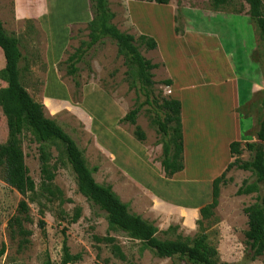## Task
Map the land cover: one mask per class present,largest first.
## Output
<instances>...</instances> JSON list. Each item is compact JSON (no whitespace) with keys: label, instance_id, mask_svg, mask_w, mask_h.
<instances>
[{"label":"rangeland","instance_id":"1","mask_svg":"<svg viewBox=\"0 0 264 264\" xmlns=\"http://www.w3.org/2000/svg\"><path fill=\"white\" fill-rule=\"evenodd\" d=\"M262 3L264 5V0ZM150 4L149 0H108L109 9L115 15L112 25L120 33L137 39L139 34L129 23L127 12L129 10L135 21L140 20L142 28H151L156 23L158 14ZM168 5L174 10L175 29L179 34H183L184 17L189 9L192 10L191 13L194 10L213 13L209 10L210 0H171ZM239 10L242 14L235 15L234 12ZM247 10L248 7L242 0H229L224 11L217 12L219 16L205 17L195 13L188 16L195 27L218 36L225 48H232L233 53L235 49L238 50L239 56H234V60L239 64L240 53H248L247 50L255 42L253 59L259 64L264 83L262 46L253 24L248 17L243 16ZM91 19L90 0H0V22L3 30L19 40L22 54L19 64L21 84L35 102L44 106L46 116L74 141L82 152L94 181L100 186L110 187L116 197L127 206L129 214L139 216L153 225L157 230L158 240L193 239L198 236L201 228L199 230L196 222L184 225L178 216L181 210L195 206L189 189L194 190L196 186L187 184L191 182L190 179L181 180L182 188L172 184L167 190L161 187V181L153 174L159 185L153 191L146 182H133L109 162L110 144L103 134L108 127L106 122H102V117L111 122L110 129L119 126L131 135L134 127L120 124L119 121L131 109L145 101L142 93L129 90L125 81L123 58L117 55L115 43L108 38L102 39L76 65L81 85L79 93L71 78L65 76L64 62L82 42L89 40L87 24ZM140 53L144 59L160 67L159 56L155 51H146L141 47ZM243 60L246 61L245 58ZM53 62L55 63L51 65ZM3 68L4 60L0 52V71ZM152 73L153 81L159 83L163 78L162 72L154 70ZM5 86L0 79V89ZM154 90L155 95L169 97L163 86L156 85ZM84 94L90 95L88 105L83 103ZM99 96L108 105L100 108L95 103ZM263 99L264 90L261 95L252 99L251 104L240 109L241 114L254 117L253 134L256 133L263 116ZM113 109L117 111L116 114ZM149 109L148 105L142 107L136 118V126L146 135L143 144L150 159L160 163L163 140L157 127L150 123ZM6 139V120L0 109V145ZM40 148L28 134L24 135L21 149L29 176L35 184L34 194L23 199L4 183L0 175V248L4 246L5 250L0 264H42L45 255L52 264H61L64 241L72 256H80V260L74 264H192L179 257L159 258L143 243L131 239L119 230H111L106 213L78 193L76 177L65 160L62 146L48 150L51 154L49 165L54 179L51 183L43 182L39 165ZM240 160L250 161L251 154L244 150ZM224 182L220 186V198L213 215L200 223L209 245L216 251V264H264V255L254 261L250 258L251 253L244 237L247 218L243 213L245 208L257 202V198L264 196V185L258 184V194L238 196L236 192L243 182L253 184L255 177L251 172L235 168L225 174ZM43 183L46 185L43 186ZM182 189L189 197L174 194ZM22 200L28 204V216L31 220V223L24 224V229L31 232L25 246L20 245V239L12 237L8 229V222L17 216V207ZM76 213L78 218L74 221ZM197 218L199 219V215ZM40 221L45 224L43 231L38 225ZM105 238L114 240V244L125 257L124 261L112 256Z\"/></svg>","mask_w":264,"mask_h":264},{"label":"trees","instance_id":"2","mask_svg":"<svg viewBox=\"0 0 264 264\" xmlns=\"http://www.w3.org/2000/svg\"><path fill=\"white\" fill-rule=\"evenodd\" d=\"M171 0H149V3L158 6H167ZM248 10L243 15L249 18L255 28V33L262 46L264 56V5L262 0H242ZM229 0H210L209 10L223 12L228 6ZM90 11L92 19L87 24L88 42H82L80 46L69 55L64 62V73L70 77L77 93L81 88L79 83L78 65L84 55L90 51L102 39L112 40L117 49V55L123 58L125 67V81L129 90H136L145 97V101L131 109L119 122L120 124L134 127L131 136L140 144L146 140L145 133L136 126V118L144 105H148L150 123L156 126L162 137L161 143V174L165 179H171L175 174L183 171L182 141H181V119L180 103L170 97L155 95L156 85L170 87L169 80L156 83L153 81V71L158 69L157 64L151 63L142 57L140 48L146 51H156V41L148 36L139 35L137 39L129 34L120 33L113 25L115 15L110 11L108 0H90ZM235 15L242 11L234 12ZM175 20V19H174ZM174 35L178 36V30L174 28ZM0 52L4 60V68L0 71V79L6 86L0 89V109L6 120L7 139L0 145V175L4 183L16 191L23 199L35 193V184L29 176L22 152V139L28 134L32 141L40 145L39 165L40 175L43 182L51 183L54 173L49 165L51 147L62 146L67 164L76 177L77 191L80 195L90 201L100 211L106 213L109 228L119 230L127 234L131 239L143 243L151 249L159 258L179 257L192 264H216V251L207 241L201 220L210 218L213 210L218 205L220 186L224 185L225 174L232 168L251 172L255 177V183L243 182L236 194L250 195L258 194V184L264 185V99L261 102L263 116L254 134L256 142L248 143L245 148L239 142L229 145V153L233 162L230 163L224 173L212 182L211 203L200 208L199 234L193 239H177L175 241H160L156 238V228L143 221L139 216L129 214L127 206L123 204L110 187L98 185L92 173L88 170L82 152L77 148L74 141L70 139L62 129L45 114L42 104L35 102L27 93L20 81L19 64L22 54L19 48V40L6 34L0 22ZM61 65V64H60ZM59 65V66H60ZM60 69V67H59ZM251 154V160L242 162L240 156L243 151ZM46 184L43 183V186ZM46 190H48L46 188ZM257 202L243 210L247 218V230L244 233L247 247L254 261L264 255V196L257 198ZM29 208L25 200L20 201L17 207V216L8 222L9 233L12 237L20 239V245L28 244L31 232L24 229V224L31 223L28 216ZM78 218V213L74 221ZM43 231L45 224L38 223ZM113 257L124 261L125 257L112 238H105ZM4 246L0 248V258L4 255ZM80 260L79 255L72 256L69 253L66 242L62 244L61 264H74ZM42 264H52L49 257L45 255Z\"/></svg>","mask_w":264,"mask_h":264},{"label":"crops","instance_id":"3","mask_svg":"<svg viewBox=\"0 0 264 264\" xmlns=\"http://www.w3.org/2000/svg\"><path fill=\"white\" fill-rule=\"evenodd\" d=\"M150 5L158 14L156 23L151 28H142L140 20L136 19V22L129 10L127 14L129 23L139 35L151 37L156 41L155 52L161 65L155 71L162 72L163 78L160 81L171 82V86L165 88L169 97L180 103L183 171L169 180L165 179L161 174L160 163L150 159L144 144L137 142L119 126L110 129L111 122H107V118L100 115L102 122H106L108 127L103 134L110 144V164L133 182H146L151 190L156 191L159 185L153 174L161 181V187L167 190L172 184L182 188L180 185L183 184V178L191 180L187 184L196 186L194 190L189 189L195 206L178 213L183 224L190 225L198 219L199 209L211 203L212 182L224 173L234 160L230 156L229 145L239 142L242 148H245L246 144L256 142L253 134L255 119L251 115L241 114L240 109L251 104L254 97L261 95L264 90L263 77L259 64L253 59L255 42L252 48L247 50L248 53H240L239 64L234 60V56H239L238 50L235 49L233 53L232 48H225L218 36L192 25L188 16L195 13L215 17L214 15L219 16V13L209 14L201 10L191 13L192 10L189 9L184 17L183 34L175 36L173 8L169 5ZM134 16L136 18V15ZM141 16L143 17L142 14ZM143 19L146 20L144 17ZM192 44L196 47H192ZM85 95L83 103L88 105L90 95ZM100 98L95 100L100 108L108 105L102 97ZM112 111L117 113L115 109ZM87 112L92 114L90 110ZM107 141L105 142L108 143ZM184 189L174 194L189 197Z\"/></svg>","mask_w":264,"mask_h":264}]
</instances>
